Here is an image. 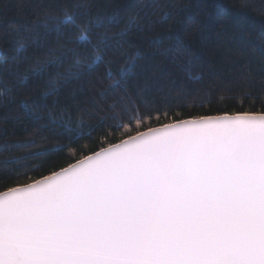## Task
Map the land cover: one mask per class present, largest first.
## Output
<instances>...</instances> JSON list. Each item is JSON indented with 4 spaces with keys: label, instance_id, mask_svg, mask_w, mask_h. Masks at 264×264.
<instances>
[{
    "label": "snow or ice",
    "instance_id": "1",
    "mask_svg": "<svg viewBox=\"0 0 264 264\" xmlns=\"http://www.w3.org/2000/svg\"><path fill=\"white\" fill-rule=\"evenodd\" d=\"M42 7L30 43L0 60V264H264V75L257 84L252 72L264 74V32L201 6L197 39L207 29L243 69L226 89L232 105L209 96L205 109L213 83L178 86L155 64L191 57V30L148 39L155 12ZM148 7L170 9L161 24L189 11L172 0ZM138 44L153 50L133 55ZM73 84L92 93L87 113L61 107ZM56 153L61 163L44 160Z\"/></svg>",
    "mask_w": 264,
    "mask_h": 264
},
{
    "label": "trees",
    "instance_id": "2",
    "mask_svg": "<svg viewBox=\"0 0 264 264\" xmlns=\"http://www.w3.org/2000/svg\"><path fill=\"white\" fill-rule=\"evenodd\" d=\"M54 0H0V60H10L14 55V49L21 42L30 43V39H25L26 30L33 24L44 19L46 8L44 5H51ZM164 0H155V3H162ZM177 5H189V11L184 17L179 18L180 23H176L177 18L169 20L166 24L160 23V17L164 12L170 11L167 7L157 9L148 7L154 3V0H92V15L95 18L97 15L104 18L112 15L114 12L120 11L121 8L135 15L143 11L149 13L155 12V15H150V19L155 21L153 30L147 34L148 39L155 38L159 35L167 36L169 30L173 27L178 28L182 33L185 29L191 30L192 34L187 37L188 42L192 45L191 57L177 58L173 62L163 59H157L155 64L159 71L169 74L171 79L176 81V84L185 85L189 88H200V84H193L189 77L200 76L205 84L213 83L214 87L210 94L203 97L205 109L208 108V99L213 101L212 107H229L232 105L233 99L231 93L226 89L233 88L235 85L242 83L243 69L240 66L233 65L231 61L223 59V52L218 47L215 37L205 29L203 33L206 38V43L201 44L197 39L200 35L196 31L198 22L207 24V19L199 13L204 11L202 5L210 4L206 10L212 16L224 12L228 14L233 24L246 33H251L252 37L264 32V0H172ZM55 11V9H53ZM236 31V28L233 29ZM167 43V42H166ZM142 49L145 52H150L153 49L148 44H138L134 47L132 54L135 55L136 50ZM31 51V49H30ZM252 72L254 81L259 84L261 75L259 68L253 65ZM201 92L204 89L201 88ZM75 93V95H73ZM92 93L87 86L73 84L69 89L61 93V107L67 106L69 110L82 108L85 113L89 111L88 101ZM25 97H17V102ZM2 103L8 104L7 98ZM51 103V101H49ZM199 104V102H197ZM85 122L87 118L85 115ZM6 157L0 156V160ZM63 154L56 153L44 158L45 161L61 163ZM49 165L45 164V168ZM5 168L0 165V173H3ZM46 174V171H45ZM8 176L0 175V180L7 181ZM38 178V176H37Z\"/></svg>",
    "mask_w": 264,
    "mask_h": 264
}]
</instances>
